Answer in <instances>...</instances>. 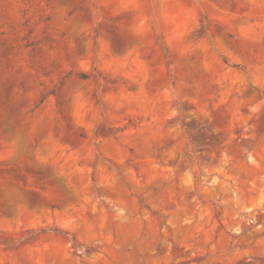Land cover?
Instances as JSON below:
<instances>
[{
  "label": "rangeland",
  "instance_id": "374dc122",
  "mask_svg": "<svg viewBox=\"0 0 264 264\" xmlns=\"http://www.w3.org/2000/svg\"><path fill=\"white\" fill-rule=\"evenodd\" d=\"M0 264H264V0H0Z\"/></svg>",
  "mask_w": 264,
  "mask_h": 264
}]
</instances>
